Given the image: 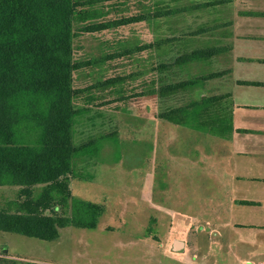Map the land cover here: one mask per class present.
I'll return each instance as SVG.
<instances>
[{
  "label": "rangeland",
  "instance_id": "rangeland-1",
  "mask_svg": "<svg viewBox=\"0 0 264 264\" xmlns=\"http://www.w3.org/2000/svg\"><path fill=\"white\" fill-rule=\"evenodd\" d=\"M212 4L122 0L108 20L140 13L147 18L101 32H76L73 59L81 67L73 72L72 86L84 91L74 99L82 113L73 126V145L83 149L72 157L67 183L72 197L101 206L103 213L95 229H59L51 243L0 232V264H242L219 252L208 253L215 245L207 231L214 226L207 227L205 212L191 209L194 187L189 177L177 176L179 129L161 124L165 120L160 118L181 101L177 93L160 92L181 79L199 86L208 75L204 62L195 61L192 71L189 61H178L182 55L209 45L226 54L228 12L220 11L225 17L217 19ZM156 12L161 16L152 17ZM194 32L202 35L192 36ZM141 47L145 49L139 51ZM111 54L118 56L102 62ZM198 70L201 78L192 77ZM108 78H117V84L97 86ZM193 86L183 91V107L194 102L189 95ZM169 128L174 134L166 143ZM198 181L206 184L205 177ZM43 188L35 186L32 197ZM23 190L0 187V209L26 200L20 196ZM181 195L188 205L176 202ZM60 212V207L54 209ZM174 240L185 243L184 251L172 249Z\"/></svg>",
  "mask_w": 264,
  "mask_h": 264
},
{
  "label": "trees",
  "instance_id": "trees-1",
  "mask_svg": "<svg viewBox=\"0 0 264 264\" xmlns=\"http://www.w3.org/2000/svg\"><path fill=\"white\" fill-rule=\"evenodd\" d=\"M121 1L0 0V187H21L25 190L20 196L27 198L0 209V232L51 242L62 228L97 227L103 208L72 197L67 183L72 157L83 149L73 145V126L82 113L74 99L84 90L72 86L73 72L81 67L73 59L72 45L76 32H101L147 18L140 13L108 20ZM75 24L80 25L77 30ZM116 56L103 57L102 62ZM117 78L97 86L113 87ZM188 86L193 83L170 84L159 94L173 95ZM226 98L194 101L160 118L225 135L231 130L230 111L223 106ZM38 185L44 188L33 198ZM59 207L61 212L54 213Z\"/></svg>",
  "mask_w": 264,
  "mask_h": 264
},
{
  "label": "crops",
  "instance_id": "crops-1",
  "mask_svg": "<svg viewBox=\"0 0 264 264\" xmlns=\"http://www.w3.org/2000/svg\"><path fill=\"white\" fill-rule=\"evenodd\" d=\"M209 1L218 9L217 19L228 12L227 51L220 55L212 45L191 48L192 57L184 64L189 61L194 71L195 61H202L208 75L199 86H193L189 95L193 101H200L227 94L223 106L230 111L231 130L218 135L167 121L161 124L179 129L177 176L189 177L194 187L191 209L205 212L207 227L214 226L207 231L211 238L214 236L215 245L208 253L219 252L242 264H264V0ZM182 49H188L187 45ZM201 72L192 77L201 78ZM184 81L177 80L176 84ZM185 94L177 92L181 101L176 108L183 107ZM171 134L169 128L164 134L166 143ZM200 177H205L206 184L199 183ZM176 200L188 205L184 195ZM193 221L197 223L198 217H192ZM185 248L183 242L182 251Z\"/></svg>",
  "mask_w": 264,
  "mask_h": 264
},
{
  "label": "water",
  "instance_id": "water-1",
  "mask_svg": "<svg viewBox=\"0 0 264 264\" xmlns=\"http://www.w3.org/2000/svg\"><path fill=\"white\" fill-rule=\"evenodd\" d=\"M183 248V242L181 240H174L172 243V249L176 252H181Z\"/></svg>",
  "mask_w": 264,
  "mask_h": 264
}]
</instances>
